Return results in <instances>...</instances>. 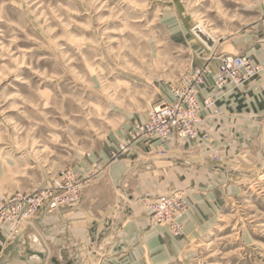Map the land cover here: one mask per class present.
Masks as SVG:
<instances>
[{"label": "rangeland", "instance_id": "obj_1", "mask_svg": "<svg viewBox=\"0 0 264 264\" xmlns=\"http://www.w3.org/2000/svg\"><path fill=\"white\" fill-rule=\"evenodd\" d=\"M263 19L264 0H0V203L53 184L82 157L108 151L107 167L125 157L141 143L112 155L150 110L174 100L172 86L197 68L216 71L224 55H246L248 45L233 41L247 31L251 44L262 41ZM198 25L212 34L210 44ZM212 88L207 77L201 97ZM228 95L207 119L217 141L211 184L194 179L140 194L150 222L135 242L91 247L85 256L69 250V264H264V115L257 127L229 123ZM153 169L161 183L179 176L173 167ZM101 171H87L79 202ZM172 191L184 193L188 208L181 227L169 229L152 223L139 200ZM195 195L207 209H193ZM150 230H161L170 258L150 249Z\"/></svg>", "mask_w": 264, "mask_h": 264}, {"label": "crops", "instance_id": "obj_2", "mask_svg": "<svg viewBox=\"0 0 264 264\" xmlns=\"http://www.w3.org/2000/svg\"><path fill=\"white\" fill-rule=\"evenodd\" d=\"M259 23L264 26V19ZM233 42L248 45L245 54H252L264 64V39L251 44L247 31ZM225 102L226 121H238L242 127L245 124L257 127L254 123H259L264 115V76L229 94ZM213 124L210 120L206 122L209 137L205 140L186 141L182 145L174 139L141 143L122 159L113 160L108 167L106 165L111 160L108 151L94 153L88 158L82 157L76 167L88 171L96 165L102 169L101 176L84 189L81 201L75 206L61 208L50 214L40 212L15 234L11 233L9 226H0V264H69V250L80 251L81 256H85V249L91 247L122 248L135 242L150 222L137 204V196L171 185L187 186L194 179L199 180L200 185L211 184V157L217 147V141L211 133ZM224 124L226 122L221 126L225 127ZM260 126L259 134L264 129L263 123ZM159 156L163 160L155 161L154 158ZM176 162L181 166L174 167ZM154 166L176 168L179 176L177 178L170 172V177L161 183L155 177ZM143 168L144 171L140 173L139 169ZM195 196L200 200L195 202L194 207L199 205L207 209L206 203H200L201 196ZM130 216L133 218L129 219ZM159 233L161 230L147 233L150 249L155 252L153 241L159 239L162 247L157 248L161 252L158 257L170 258L172 253L167 250L168 247H163L168 245ZM175 246L180 248L177 243ZM140 251L142 254V249ZM140 262L144 264L143 260Z\"/></svg>", "mask_w": 264, "mask_h": 264}, {"label": "built area", "instance_id": "obj_3", "mask_svg": "<svg viewBox=\"0 0 264 264\" xmlns=\"http://www.w3.org/2000/svg\"><path fill=\"white\" fill-rule=\"evenodd\" d=\"M214 74V90L200 97L206 78ZM260 74L264 65L255 63L251 56L224 55L216 72L210 66L197 68L172 86L174 100L162 103L148 113L144 122L137 123L131 134L119 144L112 157L147 141L174 139L182 145L187 140L200 141L209 137L206 122L210 116L220 114L219 102L227 89H237ZM91 175L78 168H69L53 184L31 193L17 192L0 203V226L9 224L15 234L40 212L53 213L76 205L81 191L90 182ZM139 203L154 224H166L169 229L181 227V216L188 208L183 192L172 191L156 196H143Z\"/></svg>", "mask_w": 264, "mask_h": 264}, {"label": "bare ground", "instance_id": "obj_4", "mask_svg": "<svg viewBox=\"0 0 264 264\" xmlns=\"http://www.w3.org/2000/svg\"><path fill=\"white\" fill-rule=\"evenodd\" d=\"M201 27L203 28V30L204 31H206L205 33H207L208 34V36H209V38H211V39H213V36H212V34L211 33H209L206 29H205V27H203L202 25H198V27L197 28H199V29H201ZM197 28H196V31H197ZM198 33V32H197ZM199 35V34H198ZM200 36V35H199ZM201 37V36H200ZM206 44V43H205ZM208 46V45H207ZM262 51H264V47H263V49H262ZM220 63V62H219ZM258 63V62H257ZM219 66V65H218ZM217 71V70H216ZM216 71H214V72H216ZM260 75H264V74H260ZM214 74H212V75H209L208 76V78H212V83L214 82ZM257 76H259V75H257ZM256 77V76H255ZM206 84V83H205ZM204 84V85H205ZM203 85V86H204ZM243 86H241V87H239V88H242ZM239 88H237V89H233V90H231V89H227V94H230L229 92H232V91H235V90H241V89H239ZM213 90H214V86H213V88H212ZM212 90V91H213ZM211 91V92H212ZM236 92V91H235ZM209 94V93H208ZM201 95H203L202 94V92H200V97H201ZM205 97V96H204ZM227 97V96H226ZM201 98H203V97H201ZM220 102H221V100H220ZM220 102H219V107H220ZM187 141H193V140H187ZM194 198H192L191 199V205H192V207H193V209H194V205H195V202L196 201H198L199 202V200H200V198L199 197H197V196H193ZM185 198H186V196H185ZM200 203H202V205H203V202H200ZM199 206V205H198ZM185 215V214H184ZM192 215V214H191ZM183 217V215L181 216V218ZM154 232V231H153ZM161 245H160V243H159V239H154V241H153V250H157V248L158 247H160ZM162 247V246H161ZM151 248H152V246H151ZM167 250H169L170 252H171V250H170V247H168V249ZM178 250H179V248H178ZM168 253V252H167ZM169 254V253H168ZM168 254H166L167 256H168ZM136 255H137V258H139V256H140V254H139V248L137 249V251H136ZM170 256V255H169ZM171 257V256H170Z\"/></svg>", "mask_w": 264, "mask_h": 264}, {"label": "water", "instance_id": "obj_5", "mask_svg": "<svg viewBox=\"0 0 264 264\" xmlns=\"http://www.w3.org/2000/svg\"><path fill=\"white\" fill-rule=\"evenodd\" d=\"M197 32L199 33V35L208 43H211V40L209 38V36L205 33V31L203 29H199L197 28Z\"/></svg>", "mask_w": 264, "mask_h": 264}]
</instances>
